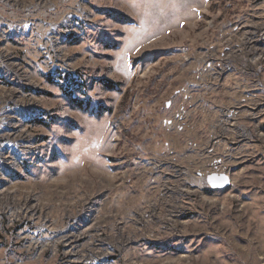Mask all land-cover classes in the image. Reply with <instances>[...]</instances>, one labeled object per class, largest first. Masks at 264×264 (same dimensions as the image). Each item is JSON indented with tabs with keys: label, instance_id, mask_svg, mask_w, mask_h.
<instances>
[{
	"label": "rangeland",
	"instance_id": "1",
	"mask_svg": "<svg viewBox=\"0 0 264 264\" xmlns=\"http://www.w3.org/2000/svg\"><path fill=\"white\" fill-rule=\"evenodd\" d=\"M0 264H264V0H0Z\"/></svg>",
	"mask_w": 264,
	"mask_h": 264
},
{
	"label": "trees",
	"instance_id": "2",
	"mask_svg": "<svg viewBox=\"0 0 264 264\" xmlns=\"http://www.w3.org/2000/svg\"><path fill=\"white\" fill-rule=\"evenodd\" d=\"M78 86L76 87L77 90H81L82 88V83H78V81H76ZM104 85L107 87V88H116L118 90V84H114L113 83H110L108 81H104ZM80 88V89H79ZM67 94V93H66ZM69 96L71 97L72 96V93H69ZM70 100L79 108V109H82V110H86L90 113H95V114H100V110H101V106H100V103H96V104H91L90 100L89 99H78L76 97L74 98H70ZM105 108V107H104Z\"/></svg>",
	"mask_w": 264,
	"mask_h": 264
},
{
	"label": "bare ground",
	"instance_id": "3",
	"mask_svg": "<svg viewBox=\"0 0 264 264\" xmlns=\"http://www.w3.org/2000/svg\"><path fill=\"white\" fill-rule=\"evenodd\" d=\"M13 1V0H12ZM17 76H19V74L17 73ZM18 80V79H17ZM14 118V117H13ZM12 130H14L15 129V127L13 126L12 128H11ZM15 131V130H14ZM7 132V131H6ZM6 135V134H5ZM22 137V136H21ZM18 140V139H17ZM22 140V139H21ZM195 180V179H194ZM195 183H196V181H195ZM26 203V202H25ZM29 204V203H28ZM62 238H65V243H66V245H68V246H70L72 243H74V242H77V241H79L80 239H82V238H84L85 237V235H84V233H80V234H78V235H73V234H66V235H63V236H61ZM108 244V243H107ZM113 245V244H112ZM102 246H105V245H102ZM107 246V245H106ZM74 248V247H73ZM73 248L71 249V252L70 253H72L71 255H74V256H85V255H81L80 253H79V251H77V250H73ZM112 248V247H111ZM88 250V249H87ZM103 250V249H102ZM89 251V250H88ZM105 251V250H104ZM82 253H83V251H81ZM107 253V252H106ZM93 254V253H92ZM103 254V253H102ZM97 257V256H96ZM95 257V258H96ZM78 258V257H77ZM95 260V259H94ZM97 261V260H96Z\"/></svg>",
	"mask_w": 264,
	"mask_h": 264
},
{
	"label": "water",
	"instance_id": "4",
	"mask_svg": "<svg viewBox=\"0 0 264 264\" xmlns=\"http://www.w3.org/2000/svg\"><path fill=\"white\" fill-rule=\"evenodd\" d=\"M206 179L213 187H224L228 184L227 176L224 174H210Z\"/></svg>",
	"mask_w": 264,
	"mask_h": 264
}]
</instances>
